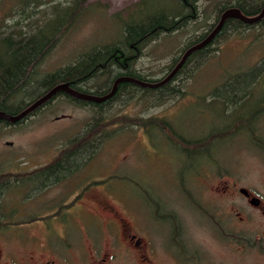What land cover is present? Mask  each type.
<instances>
[{
    "label": "rangeland",
    "instance_id": "obj_1",
    "mask_svg": "<svg viewBox=\"0 0 264 264\" xmlns=\"http://www.w3.org/2000/svg\"><path fill=\"white\" fill-rule=\"evenodd\" d=\"M72 1L0 0V58L17 73L20 85L17 98L22 104L31 103L55 83L74 81L78 71L106 47L118 44L124 49L120 43L123 21L128 13H134L141 0H86L80 13L57 30L55 24L61 21L56 19L57 12ZM148 1L152 12L154 7L176 8L175 0ZM236 1L252 0L199 1V15L193 22L176 32L161 34L143 46L132 65L134 72L148 79L162 77L188 40L214 22L217 7ZM46 37H54L55 41L42 56L38 52L27 53L36 39ZM253 67L260 72L248 91L239 94L242 97L237 100L236 111H230V105L223 111V105L218 102L209 103L214 87L229 74ZM186 72L172 82L179 89L175 94L163 91L159 95L132 88L129 94L118 95L110 106L100 111L102 128L97 132H87L93 122V109L64 93L56 95L19 126L1 124L0 175L44 167L64 150L74 148L75 143L71 141L74 136L83 133L81 137L91 139L99 134L96 152L80 160L77 172L81 185L88 182L89 175L96 181L90 195L80 201V214L92 210L100 218L93 221L96 227L89 224L86 229L83 228L85 220L78 218L81 228L77 227L76 233L81 234V244L87 238L88 229L98 244L101 242L105 247L109 229L104 223L110 218L99 208L108 205L132 221L138 235L143 236L141 227L146 226L151 243L160 242L162 246L169 232L168 214L176 209L185 218L181 216L189 225L192 237L205 240L221 264H264V246L260 247L264 244V22L221 36L207 52L206 59L199 65H189ZM106 75L104 70H99L76 86L87 93L100 90ZM39 83L42 85L36 92L35 86ZM152 117L168 121L183 136L197 143L185 145L167 128L155 127L152 134L150 130L146 132L141 123ZM183 147L201 149L199 153L204 148L207 150L198 156L192 154L190 162H186ZM234 182L260 197L263 204L260 210L242 207L239 195H214L215 185ZM67 183L61 182L58 191L64 190ZM187 188L201 206L218 200L224 209L226 232L254 231L256 248L243 250L227 240L221 244L209 239L206 226L201 225L202 215L189 201ZM45 196L42 192L33 195L32 205L23 206L34 216L44 214ZM21 198L22 191L16 193L9 189L2 198L3 203L6 201L5 209L12 207V203L20 206ZM156 213L162 217L155 225L152 217ZM36 237L32 253L40 259L42 237ZM5 238L0 240L8 243L9 251H6L14 250L22 261L23 248L15 240L12 245L11 239ZM6 251L0 250L1 256Z\"/></svg>",
    "mask_w": 264,
    "mask_h": 264
},
{
    "label": "flooded vegetation",
    "instance_id": "obj_2",
    "mask_svg": "<svg viewBox=\"0 0 264 264\" xmlns=\"http://www.w3.org/2000/svg\"><path fill=\"white\" fill-rule=\"evenodd\" d=\"M236 3L239 4L232 7L240 9L242 6L249 10L252 7V13L254 14L249 16H254L262 10L264 0L242 1L241 3L237 1L232 4ZM263 17L258 22H261ZM180 138L191 143V139H188L186 136ZM204 150L206 149L204 148ZM63 155V153H60L58 157L54 158L44 167L30 172H15L14 174L7 172L6 174L0 175V238L4 237L6 239L5 237H9L12 240L9 243L12 245L15 240L18 246L23 248L22 251H24V256L21 261L14 250L8 252V243L0 240L2 241L0 242V250H8L5 256H1L0 253V264L220 263L217 260V254L212 252L209 244L205 240H197L192 237L191 231L188 228L189 225L183 220L184 217L176 212V209L168 214L170 218L168 226L169 232L167 241L162 246L160 242L154 245L151 243L149 239L151 238L150 232L146 226L141 227L143 236L138 235L135 232L132 221H128L117 210L108 205H102L99 208L106 212V215L110 218L104 223L109 229L107 231L105 247H103L101 242L98 244L88 229L85 232L87 238L81 244V234L77 235L76 233V228H81V225L78 226V218L85 220L83 221V228L85 229L89 224H93L94 219L100 221V218L92 210L86 212L87 214H80L79 210L81 207L80 201L85 196L90 195L89 192H91V188H94L93 186L96 181L92 180L89 175L86 177L89 178L88 182L81 185L77 175L79 171L78 166L80 160L83 161L85 159L84 156L93 154L84 153L82 158L79 157L78 159L74 157L78 154H70L71 159L62 158ZM188 156L186 154L184 157L186 162H190L191 160V157ZM63 181L68 183L63 186L64 190L58 191L57 187ZM9 189L16 193L19 191L23 192V199L21 198L23 202L20 204L22 207H15L16 205L12 203V207L5 209L6 201L4 200L3 203L2 198ZM40 192L46 195L43 203V207L45 208H43L44 214L34 216L33 212L29 211L23 205L29 203L32 205V196ZM191 192V189H186V194L189 197L192 207L202 215L203 223L201 225L204 224L206 226V230L209 232V239H216L219 243L227 240L236 246V248L243 250H253L256 248L257 239L254 231L226 232L224 229V209L218 200L215 203L201 206L202 203L199 204L198 201H194ZM214 192V195H219V197L239 195L243 201V204L241 203L242 207L260 210L263 206L260 197L251 189L241 184H236L235 182L230 185H215ZM252 200L258 203L254 204L251 202ZM81 215L85 216L82 217ZM159 217L162 216H158V213L153 215L152 218L155 225L159 223ZM93 226H95V222ZM72 232L76 237L73 236ZM35 235L42 237L40 259H36L32 253L33 240L38 238ZM159 246L162 248L160 249ZM263 246L264 244H260V247ZM6 257L7 260H4L3 258Z\"/></svg>",
    "mask_w": 264,
    "mask_h": 264
},
{
    "label": "trees",
    "instance_id": "obj_3",
    "mask_svg": "<svg viewBox=\"0 0 264 264\" xmlns=\"http://www.w3.org/2000/svg\"><path fill=\"white\" fill-rule=\"evenodd\" d=\"M199 1L201 0H175L176 8L168 9L165 7L162 8L154 7L153 8L154 10L152 12L151 11L152 6L150 5L149 1L141 0L135 7L134 13L132 14L128 13V17L125 19V21H123L121 34H120V38H121L120 43L124 46V49L118 46V44L110 45L106 47L94 61L85 65L78 71L77 78L74 81L71 80H64V81L68 82L70 86H72L73 88L78 89V87L76 86L78 82L85 81L87 78L91 77L95 72L99 70H104L107 75L101 85L102 89L93 90L89 92L95 95H103L110 90L113 81L117 77L122 75H128L150 82H154L162 79L178 63L182 54L188 47L201 41L215 27L216 23L218 22L220 13L224 9L239 4V3L236 4L221 3L217 7L218 12L214 22L207 25L208 27H206L201 33L194 35L188 40L187 44H185V46L181 49L179 56L172 59L170 66L168 67L166 73L162 77L148 79L141 76L140 74L135 73L132 68V65L134 64L135 60L139 58V56L141 55L142 52L141 50L143 46L148 41L152 39L153 40L157 39L158 37L161 36V34L176 32L178 30H181L187 24H189L190 21L193 22L194 19L197 18V16L199 15L198 5H197ZM85 2L86 0H73L71 4L61 8V10H59L56 15V19L58 17V21L59 18L61 19V21L57 25L55 24L57 30H61L66 25H68L80 13ZM240 9L246 15L254 14L252 13L253 10L252 7L249 10L241 6ZM263 22H264V17L261 22L256 21L253 23H245L237 18H227L224 24L222 25L221 29L215 35V37L204 47L193 51L186 58L182 66L173 75V77L165 84L159 87L156 88L143 87L135 83L124 81L118 84L115 95L112 98H109L103 102L96 103L93 101L80 100L76 98V100L82 103L83 105L90 106L91 109H93V111L95 112L93 116V122L88 125L87 132H89L90 130H94L95 132H97L99 129L102 128L101 122H99L101 117L100 111L104 107L110 106L111 103L118 97V95L122 93L129 94V92L132 91V88L140 89L141 91H144L146 93L157 92V94H159L165 91V93L167 94L169 93L175 94L179 89L178 87L176 88L175 86H173L172 82L178 79V76L180 74H184V73L187 74L186 68L189 65L191 64L193 65V63L194 65H199V63L202 62L204 58L206 59L207 52L212 50L213 44L216 43L221 36L229 32L237 31L238 29L242 30L245 28L252 27L255 24L259 25ZM54 41H55L54 37L36 39L27 53L33 54L34 52H38L39 56H42L53 45ZM257 69H258L257 67H253L251 69L242 71L240 73L229 74L228 77H226L227 79L225 78L224 81H222L220 84L214 87L213 91L210 93L212 96L209 103L211 104L218 102L219 104L223 105V111L224 109H226L225 108L226 106L230 105L231 106L230 111L232 112L236 111L238 109L237 100L240 97H242V94L241 96L239 94L243 92L244 95L245 91H248V87L250 86L251 81L255 78V76L257 77L258 73L260 72V70L259 72H257ZM41 85L42 84L39 83L38 85L35 86L37 89L36 92L39 91ZM19 86L20 85L17 79V73L13 68V66L0 58V111L9 114H16L29 104V103L22 104L18 100L17 96H18V90L20 88ZM61 93L63 92H58L56 95ZM163 94L162 96L166 95ZM56 95H54L52 99ZM66 95L69 96L68 94ZM50 100H48L46 103H48ZM46 103L38 107L36 110L30 112L24 118H22L17 122L12 123L7 120H0V125L2 124L7 126H19L22 123H24L25 120H27L29 117L35 115L36 112ZM238 106L241 105L239 104ZM104 124H107L106 121ZM141 124L146 129V132H148V130L151 131L150 134H152V131L156 129L155 127H157L158 129L163 128L162 130H164V128H167L171 131V134L175 135L179 139L178 141H181L183 144L190 146L191 144L195 145V143H197L195 142L196 140H194L193 142L191 141L190 143L185 139H181L180 137H185V136H183L178 131V129L172 127V124L168 123V121L164 119L161 120L152 117L150 119L143 120ZM82 134L83 133H81L79 136H74L73 139H71V141L75 143L74 148L67 151L64 150L62 152L64 154L62 158H70V154H78L74 156L76 159H78L79 157L82 158V155L84 153L94 154V152H96L95 150L100 143L99 134L93 136L91 139L90 137L88 139L81 137ZM204 142L205 141H203V143ZM209 143L210 142H208L207 145H209ZM190 149L192 150V153H190L191 152ZM181 151L187 155H189L190 153L188 157H191L192 154H195L196 156L201 155V153H199L201 149L199 150L196 148L183 147L181 148Z\"/></svg>",
    "mask_w": 264,
    "mask_h": 264
},
{
    "label": "water",
    "instance_id": "obj_4",
    "mask_svg": "<svg viewBox=\"0 0 264 264\" xmlns=\"http://www.w3.org/2000/svg\"><path fill=\"white\" fill-rule=\"evenodd\" d=\"M263 16H264V5L260 13L254 16L245 15L237 7H228L224 9L219 16L218 22L216 23L215 27L201 41L188 47L182 54L178 63L162 79L158 81L150 82V81H144V80L138 79L136 77L128 76V75H122V76L117 77L113 81V84L110 90L103 95H95L92 93L83 92V91L73 88L72 86H70L68 82H61L49 88L45 93H43L38 98L33 100L31 103H29L26 107H24L20 112L16 114H9V113L0 111V120H7L12 123L17 122L21 120L22 118H24L30 112L34 111L35 109H37L38 107L46 103L48 100L52 99V97L56 95L58 92L66 93L69 96L80 99V100L93 101V102L99 103V102H102L112 97L117 91L118 84L124 81L135 83L143 87H149V88L159 87L165 84L167 81H169L173 77V75L182 66L186 58L193 51L204 47L215 37V35L221 29L222 25L224 24L227 18H237L245 23H253V22L260 20ZM7 143L10 144V142H7ZM251 202L254 204L258 203L253 200Z\"/></svg>",
    "mask_w": 264,
    "mask_h": 264
},
{
    "label": "bare ground",
    "instance_id": "obj_5",
    "mask_svg": "<svg viewBox=\"0 0 264 264\" xmlns=\"http://www.w3.org/2000/svg\"><path fill=\"white\" fill-rule=\"evenodd\" d=\"M114 95H115V94H114ZM114 95H113V96H114ZM113 96H112V97H113ZM112 97H110V98H112ZM108 99H109V98H108ZM106 100H107V99H106ZM104 101H105V100H104ZM102 102H103V101H102ZM99 103H100V102H99ZM35 110H36V109H35Z\"/></svg>",
    "mask_w": 264,
    "mask_h": 264
}]
</instances>
